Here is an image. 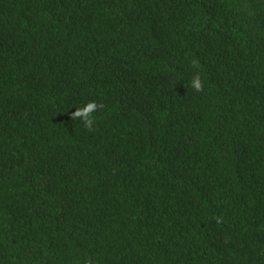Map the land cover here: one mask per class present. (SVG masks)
<instances>
[{"label":"trees","instance_id":"16d2710c","mask_svg":"<svg viewBox=\"0 0 264 264\" xmlns=\"http://www.w3.org/2000/svg\"><path fill=\"white\" fill-rule=\"evenodd\" d=\"M0 264H264V0H0Z\"/></svg>","mask_w":264,"mask_h":264},{"label":"clouds","instance_id":"9594fccd","mask_svg":"<svg viewBox=\"0 0 264 264\" xmlns=\"http://www.w3.org/2000/svg\"><path fill=\"white\" fill-rule=\"evenodd\" d=\"M192 84L197 91L201 89V82L199 76L193 78ZM96 107L97 105L95 104V102H88L82 108L77 109L73 113V118L80 117L83 119L84 117H87V119H85V124L91 125L92 119L90 118V115L96 109Z\"/></svg>","mask_w":264,"mask_h":264}]
</instances>
